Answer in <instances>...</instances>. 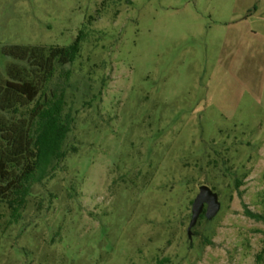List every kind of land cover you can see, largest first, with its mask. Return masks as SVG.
<instances>
[{
    "label": "rangeland",
    "instance_id": "obj_1",
    "mask_svg": "<svg viewBox=\"0 0 264 264\" xmlns=\"http://www.w3.org/2000/svg\"><path fill=\"white\" fill-rule=\"evenodd\" d=\"M90 18L67 156L18 219L0 201V264H264V0H0V46ZM202 184L220 209L189 238Z\"/></svg>",
    "mask_w": 264,
    "mask_h": 264
},
{
    "label": "trees",
    "instance_id": "obj_2",
    "mask_svg": "<svg viewBox=\"0 0 264 264\" xmlns=\"http://www.w3.org/2000/svg\"><path fill=\"white\" fill-rule=\"evenodd\" d=\"M104 7L105 2L98 12ZM118 13L117 9L114 16ZM93 20L86 21L69 45L0 46V62H8L0 74V201L16 219L27 208L33 187L48 179L67 156L73 115L67 110L66 85L73 70L66 66L79 62L86 47L110 37L89 29ZM240 184L238 180L237 187ZM244 213L264 223V214L246 206ZM204 217L202 212L198 220ZM166 262L164 258L156 264Z\"/></svg>",
    "mask_w": 264,
    "mask_h": 264
},
{
    "label": "water",
    "instance_id": "obj_3",
    "mask_svg": "<svg viewBox=\"0 0 264 264\" xmlns=\"http://www.w3.org/2000/svg\"><path fill=\"white\" fill-rule=\"evenodd\" d=\"M220 209V201L218 193L210 186L202 184L198 193L192 201L191 218L187 229L188 237L191 236V229L197 223L200 214L204 211L206 218L211 219Z\"/></svg>",
    "mask_w": 264,
    "mask_h": 264
},
{
    "label": "flooded vegetation",
    "instance_id": "obj_4",
    "mask_svg": "<svg viewBox=\"0 0 264 264\" xmlns=\"http://www.w3.org/2000/svg\"><path fill=\"white\" fill-rule=\"evenodd\" d=\"M204 211H205V210H204ZM204 211H203V212H204Z\"/></svg>",
    "mask_w": 264,
    "mask_h": 264
}]
</instances>
